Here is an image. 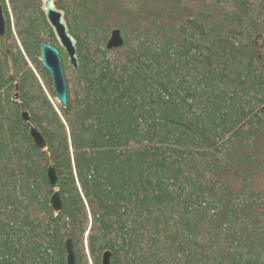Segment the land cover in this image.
Wrapping results in <instances>:
<instances>
[{
  "label": "trees",
  "instance_id": "16d2710c",
  "mask_svg": "<svg viewBox=\"0 0 264 264\" xmlns=\"http://www.w3.org/2000/svg\"><path fill=\"white\" fill-rule=\"evenodd\" d=\"M44 1L0 0V264H264V0H53L77 70Z\"/></svg>",
  "mask_w": 264,
  "mask_h": 264
},
{
  "label": "water",
  "instance_id": "95a60500",
  "mask_svg": "<svg viewBox=\"0 0 264 264\" xmlns=\"http://www.w3.org/2000/svg\"><path fill=\"white\" fill-rule=\"evenodd\" d=\"M43 10L47 17L48 22L54 30L56 39L59 41L63 48L69 66L74 70L78 68V59L76 55V47L73 36L69 33L68 27L63 18V14L58 10L53 0H45L43 4ZM5 33V17L0 4V35ZM123 44V37L121 31L116 28L110 33V37L106 43L107 48H118ZM41 52V64L44 69L49 73L51 79L52 90L58 99V101L66 105L67 103V88L65 77L62 69V62L59 54V50L54 47L48 40H44L40 45ZM22 119L29 124V133L34 143L38 147L45 146V140L39 129L30 121L28 111L22 107L21 110ZM47 178L53 189L55 190L51 197L50 202L55 211H59L62 208L60 199V192L58 190L59 181L56 174L55 166L50 164L47 168ZM66 247V262L67 264H76L75 255L73 249V243L70 238L65 242ZM110 253L105 252L103 254L102 264H109Z\"/></svg>",
  "mask_w": 264,
  "mask_h": 264
},
{
  "label": "bare ground",
  "instance_id": "6f19581e",
  "mask_svg": "<svg viewBox=\"0 0 264 264\" xmlns=\"http://www.w3.org/2000/svg\"><path fill=\"white\" fill-rule=\"evenodd\" d=\"M41 53V52H40ZM42 65V64H41ZM43 67V66H42ZM46 70V69H45Z\"/></svg>",
  "mask_w": 264,
  "mask_h": 264
}]
</instances>
